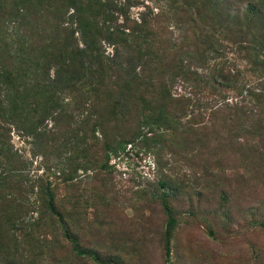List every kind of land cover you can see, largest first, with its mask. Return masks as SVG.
<instances>
[{"label": "rangeland", "instance_id": "obj_1", "mask_svg": "<svg viewBox=\"0 0 264 264\" xmlns=\"http://www.w3.org/2000/svg\"><path fill=\"white\" fill-rule=\"evenodd\" d=\"M139 1L161 5V0ZM143 9L131 8L130 18L137 19ZM103 45L110 57L112 47ZM225 57L229 67L242 71L241 81L258 84L239 56L228 51ZM105 72L97 94L116 109L111 124L101 130L105 137L95 131L88 104L80 112L82 102L74 91L63 90L54 98L65 115L32 112L34 97L29 95L22 125L0 117V264H264V168L238 160L232 150L221 163L204 149L191 158L187 150L172 147V136L164 134L168 142L163 143L154 138L160 132L143 125L151 110L181 117L180 108L198 107L207 94V79L193 76L200 82L191 88L161 76L149 82L148 71L139 68L137 83L145 96L138 99L146 112L132 113L128 121L125 94L136 81L128 85ZM165 83L171 99L152 95ZM84 88L92 92L91 86ZM189 92L191 101L182 102ZM137 127L138 135L131 137ZM108 135L122 149L109 153L107 163ZM47 188L57 216L46 209ZM73 242L92 257L76 256Z\"/></svg>", "mask_w": 264, "mask_h": 264}, {"label": "trees", "instance_id": "obj_2", "mask_svg": "<svg viewBox=\"0 0 264 264\" xmlns=\"http://www.w3.org/2000/svg\"><path fill=\"white\" fill-rule=\"evenodd\" d=\"M159 3L153 8L139 0H0V117L25 121L29 95L34 97L32 112L65 115L54 98L63 90L74 91L77 102H82L80 112H86L88 104L95 131L105 137L101 130L116 113L114 105L104 103L97 94L106 70L128 85L136 81V87L125 94L128 104L123 115L128 121L130 114L146 112L138 99L145 96L137 83L139 68L141 73L143 68L148 71L149 82L161 76L181 87L191 88L201 76L207 79L208 90L198 107L180 108L181 117L162 108L147 111L151 115L143 125L160 132L154 138L163 143L168 142L163 141L164 134L172 136V147L187 150L191 158L204 149L221 163L232 150L238 160L264 168V0ZM139 6L144 9L137 19H131L130 9ZM103 44L112 47L110 57ZM228 51L239 56L246 73L256 77L258 84L240 80L242 71L229 67L225 59ZM96 74L99 77L94 79ZM83 86H91L92 92ZM166 86L158 84L154 88L162 90L152 95L171 99L170 89H163ZM189 94L180 100L189 103ZM184 117L188 120L182 123ZM37 126L38 120L32 122L31 130ZM136 131L138 127L131 137L138 135ZM110 137L104 145L107 163L109 153L122 149ZM43 195L48 213L57 216L49 188ZM168 223L173 226L175 220L170 217ZM72 251L76 256L92 257L74 242ZM165 254L169 255L168 245Z\"/></svg>", "mask_w": 264, "mask_h": 264}]
</instances>
